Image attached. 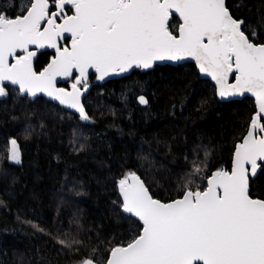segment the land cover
Instances as JSON below:
<instances>
[{"label": "snow or ice", "instance_id": "1", "mask_svg": "<svg viewBox=\"0 0 264 264\" xmlns=\"http://www.w3.org/2000/svg\"><path fill=\"white\" fill-rule=\"evenodd\" d=\"M9 7L15 10V0ZM257 36V28L245 31L226 0H24L14 16L0 8V97L8 95V85L30 98L43 94L87 122L81 97L90 72L104 80L182 60L194 61L222 100L255 97L230 171L202 175L205 152L204 160L193 161L181 194L168 202L155 199L135 173L116 182L113 204L136 230L100 264H264V199L250 191L264 172V43H255ZM44 49L53 52L37 70L34 61ZM58 79L70 80V90L57 87ZM137 99L148 104L143 95ZM10 145L7 158L19 164L17 140ZM56 239L62 249L83 245L67 234ZM95 252L79 264H98Z\"/></svg>", "mask_w": 264, "mask_h": 264}, {"label": "trees", "instance_id": "2", "mask_svg": "<svg viewBox=\"0 0 264 264\" xmlns=\"http://www.w3.org/2000/svg\"><path fill=\"white\" fill-rule=\"evenodd\" d=\"M9 4L0 0V8L14 16L24 0H15V10ZM226 4L245 21L246 32L257 28L254 42L264 43V0ZM51 53L41 51L34 67L45 66ZM89 80L82 102L87 122L10 86L0 98V264H79L94 248L100 264L110 247L126 243L136 230L113 204L119 179L135 173L155 199H175L193 161L204 160L205 152L202 175L230 168L235 144L255 114L249 97L217 101L213 85L199 79L192 63L136 69L103 84L94 74ZM139 95L147 106L137 103ZM12 139L19 164L7 158ZM250 191L264 199V172ZM66 234L83 241L78 251L57 243Z\"/></svg>", "mask_w": 264, "mask_h": 264}, {"label": "water", "instance_id": "3", "mask_svg": "<svg viewBox=\"0 0 264 264\" xmlns=\"http://www.w3.org/2000/svg\"><path fill=\"white\" fill-rule=\"evenodd\" d=\"M177 18L179 19L178 16H177ZM69 46H70V45H69ZM45 50H49V51H52V52H53L52 49H44V50H41V51H45ZM185 63H192V64L194 65V67H195L197 73H198V77H199V79L209 81V82L213 85V87L215 88V83H214V81H212L210 77L202 76V75L199 73V70L196 68L195 62L192 61V60H182V61H178V62H172V61L157 62L155 66H161V65L178 66V65L185 64ZM155 66H154V67H155ZM152 69H153V68H152ZM149 70H151V69H149ZM140 71H142V70H140ZM147 71H148V70H147ZM131 72H132V71H131ZM131 72H129V73H125V74H122V75H112V76H108V77H106L104 80H97V79H96V74H95L94 72H90V74H94V75H95V79H96V82H97L98 84H103V83H105V82H107V81H109V80H114V79H116V78H118V77L129 75ZM142 72H145V71H142ZM229 80H230V82H234V78H233V77H230ZM64 81H66V80L58 79L57 82H56V86H57V87H60L59 84H60L61 82H64ZM8 86L13 87V86H11V85H8ZM13 88H14V87H13ZM62 88H63V87H62ZM88 89H89V88H88ZM67 90H70V89H67ZM87 92H88V90H87V91L84 93V95L81 97V102H83V99H84V97L86 96ZM215 95H216V94H215ZM20 96H27V95H20ZM139 96H140V95H139ZM27 97H28V96H27ZM37 97H42V98H44L45 100H47V101H49V102H51V103L57 105L58 107H60V108H62V109H64V110H67V111H71V112L76 113L74 110H72V109H68V108H65L64 106L60 105L57 101H52V100H50L48 97L44 96L43 94H38ZM245 97H249V98H251V99L253 100V102H254V105H255V97H252L250 94H247V93H246L244 96H241V97H231V98L223 99V100H222L220 97H218V96L216 95V99H217V101H219V102L239 101V100H241V99H243V98H245ZM28 98H30V97H28ZM31 99H32V98H31ZM136 101H137V103H138L140 106H142V107L147 106V105H141V104L138 102V99H136ZM245 134H246V133H245ZM245 134H244V135H245ZM10 147H11V145H10ZM233 153H234V152H233ZM232 158H233V155H232ZM231 168H232V159H231V163H230V168H229L228 170L230 171ZM225 170H227V169H225ZM210 176H211V175H210ZM138 177H139V176H138ZM139 178H140V177H139ZM117 191H118V190H117ZM118 195H119V194H118ZM98 264H99V263H98Z\"/></svg>", "mask_w": 264, "mask_h": 264}, {"label": "rangeland", "instance_id": "4", "mask_svg": "<svg viewBox=\"0 0 264 264\" xmlns=\"http://www.w3.org/2000/svg\"><path fill=\"white\" fill-rule=\"evenodd\" d=\"M64 85H63V87L65 88V89H70V84H71V81L70 80H66V81H64ZM88 83H89V85L91 84V81L89 80L88 81ZM0 98H2V97H0Z\"/></svg>", "mask_w": 264, "mask_h": 264}, {"label": "flooded vegetation", "instance_id": "5", "mask_svg": "<svg viewBox=\"0 0 264 264\" xmlns=\"http://www.w3.org/2000/svg\"><path fill=\"white\" fill-rule=\"evenodd\" d=\"M70 45V38L68 39V42H67V46H69ZM64 88V87H63Z\"/></svg>", "mask_w": 264, "mask_h": 264}]
</instances>
